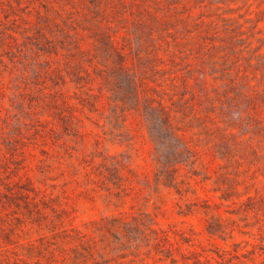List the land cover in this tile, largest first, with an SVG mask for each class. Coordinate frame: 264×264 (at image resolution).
Wrapping results in <instances>:
<instances>
[{
    "label": "rangeland",
    "instance_id": "rangeland-1",
    "mask_svg": "<svg viewBox=\"0 0 264 264\" xmlns=\"http://www.w3.org/2000/svg\"><path fill=\"white\" fill-rule=\"evenodd\" d=\"M0 264H264V0H0Z\"/></svg>",
    "mask_w": 264,
    "mask_h": 264
}]
</instances>
